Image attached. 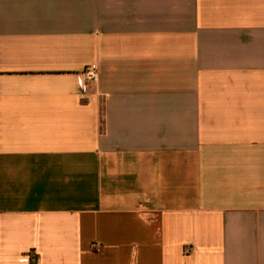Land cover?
<instances>
[{
  "label": "crops",
  "instance_id": "obj_1",
  "mask_svg": "<svg viewBox=\"0 0 264 264\" xmlns=\"http://www.w3.org/2000/svg\"><path fill=\"white\" fill-rule=\"evenodd\" d=\"M0 264H264V0H0Z\"/></svg>",
  "mask_w": 264,
  "mask_h": 264
},
{
  "label": "built area",
  "instance_id": "obj_2",
  "mask_svg": "<svg viewBox=\"0 0 264 264\" xmlns=\"http://www.w3.org/2000/svg\"><path fill=\"white\" fill-rule=\"evenodd\" d=\"M96 70L95 68L92 67H88L85 68L79 75H78V83L81 87L83 88H87L89 85H91L92 83H94L96 81ZM192 251V247L190 246H185L183 248V252L184 254H189Z\"/></svg>",
  "mask_w": 264,
  "mask_h": 264
}]
</instances>
